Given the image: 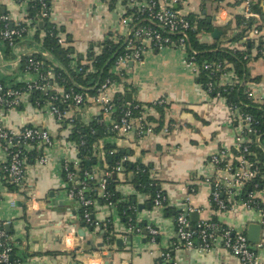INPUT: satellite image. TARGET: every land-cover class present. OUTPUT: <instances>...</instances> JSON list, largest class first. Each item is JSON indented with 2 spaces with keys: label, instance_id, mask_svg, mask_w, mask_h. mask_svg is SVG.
<instances>
[{
  "label": "crops",
  "instance_id": "1",
  "mask_svg": "<svg viewBox=\"0 0 264 264\" xmlns=\"http://www.w3.org/2000/svg\"><path fill=\"white\" fill-rule=\"evenodd\" d=\"M51 1L53 20L68 38L74 55L83 62L89 59L90 52L94 55L103 52L127 4V0ZM237 1L185 0L175 6L187 15L211 21L209 24L220 32L214 37V32L205 30L200 34L202 44L249 53L247 90L253 92L255 101L262 103L264 57L258 55V41L255 40L252 47L229 41L240 33L236 18L243 15L244 6L237 5ZM254 2L264 12V0H252V4ZM0 12L7 14L14 23L30 20L29 7L19 0H0ZM40 39L38 33L32 32L15 50L0 43L1 83L17 87L31 79L24 59L43 52ZM199 72V65L187 64L185 52L171 48L147 54L143 65L130 66L123 76L112 72L119 79H115L111 92L126 97L131 94V102L145 106L147 123L154 128V133L139 140L133 132L106 136L94 147L96 164H92V170L97 176L108 171L110 158L105 148L113 146L125 152L130 162L139 161L150 169L167 202L163 208L156 207L149 195L138 192L129 182L126 169L116 174L119 180L116 189L122 201L136 200V219L143 229L138 234L130 233L117 207L110 208L96 200L94 218L100 222L112 220L116 239L110 246L105 243L102 228H91L82 222L78 206L67 195L62 166L65 162L80 160L79 147L72 139L73 126L58 123L49 103H34L32 95L24 96L19 107L5 114L3 121L8 128L46 130L54 142L51 147L29 145L24 148L27 155L36 152L40 157L45 156L48 164H39L40 157L29 162L27 157L26 176L21 186L13 185L3 176L8 158L0 149V220L5 223L6 234L14 243L15 258L21 259L23 264H156L161 252L171 250L177 264H242L224 248L210 252L174 249L177 242L175 213L189 198L188 204L197 215L194 221H219L247 236L251 224H260L261 241L253 246L264 262V212L248 209L237 196L225 211L219 210L210 200L211 189L206 182L212 172L209 159L222 148L237 153L242 130L233 119L226 99L213 97L203 88ZM235 81L236 75L230 70L220 80V85ZM162 98L167 101L162 108L150 105ZM73 112L85 124L102 116L105 124L110 125L115 118L89 103L85 107L71 108L70 114ZM262 196L264 198V192ZM138 205L144 206L142 211ZM148 225L159 230L155 245L149 241ZM128 238H132L131 241ZM119 239L123 240L120 246L116 244ZM111 251V259L103 257Z\"/></svg>",
  "mask_w": 264,
  "mask_h": 264
},
{
  "label": "built area",
  "instance_id": "2",
  "mask_svg": "<svg viewBox=\"0 0 264 264\" xmlns=\"http://www.w3.org/2000/svg\"><path fill=\"white\" fill-rule=\"evenodd\" d=\"M19 1L28 6L29 9L31 8L30 4H33L37 14L35 18L30 17L29 21L14 23L7 14L0 12V43L5 44L11 50H15L18 43L26 39L32 32L38 33L43 42L46 32L39 26V23L48 21L53 24L55 31H57L58 43L64 48L69 47L68 38L52 18V10L47 0ZM184 1L127 0V4L117 20L116 27L108 38L117 46V51L112 57L115 59V63L112 66L111 75L115 71L118 75L123 76L129 70L131 63L143 65L147 54L169 48L185 52L188 65L197 64L196 52L192 50L190 43V34L196 31L200 19L175 9V5ZM241 2L244 6V19L248 22L253 19L256 20L250 32L251 37L258 42L264 41V29L259 28L262 26V22L259 14L252 9V0H242ZM198 39L201 42L200 35ZM259 52L264 53V43ZM71 58L74 60L73 67L75 68L90 65L93 62V59H87L85 62L79 63V58L74 54ZM24 67L31 75V79L23 83V87H9L0 82V149L5 152L8 158L5 172L13 185L21 186L26 176L27 156L23 149L29 145L51 147L54 143L52 136L46 130L34 127L13 130L4 124L5 114L19 107L23 97L26 95L33 96L34 92L52 95L49 101L50 111L60 124L67 122L73 126L75 114L74 112L72 115L70 114V109L73 107L69 105V111H63L59 107V104H65L72 100L75 108H80L84 103H89L101 109L106 115H114L115 118L110 125H106L104 119L97 120L101 125L105 124L117 134L126 135L133 132L135 138L139 140L154 133V128L147 123L146 108L141 103L127 102L125 107L118 109L115 102L116 93L111 92L115 84V79L112 76L95 85L92 95L75 94L74 90L65 92L56 83L57 70L61 67L48 52L43 51L40 55L28 56ZM225 69L226 66L223 63L204 64V70L210 71L214 75L220 74V80L228 75V72L224 71ZM82 70L81 67L78 69L79 72ZM88 72L96 73L97 70L90 66ZM235 83L236 81L231 84ZM205 90L211 95L214 84H208ZM246 94L249 98L254 99L251 90H247ZM217 97L220 95L218 94ZM152 104L165 106L167 101L162 98ZM230 110L233 119L242 130L241 137L238 138V155L222 148L210 157L209 164L212 172L206 178L211 189L210 200L219 210L225 211L229 208L231 200L237 196L248 209L264 212V198H262L264 187L256 182L260 176V167L251 159L255 144L262 146L261 136L258 129L253 127L254 119L252 116L242 113L237 106L231 107ZM248 134L254 135L255 138L248 137ZM109 155H116V150L110 151ZM129 162L128 156L121 157L115 168L112 171H105L102 176H97L92 169L86 168L81 160L63 164L62 169L67 182L68 198L76 203L87 226L95 228L111 226L113 228L111 219L100 222L94 218L93 205L96 202L94 195L106 201L108 207L114 208L111 202L112 194L108 190L109 180L113 175L125 172V167ZM38 163L47 165L48 159L41 156ZM150 179L155 180L152 174H150ZM248 185H253V189L251 188L249 192L245 193ZM1 200L2 195L0 194V202ZM187 200L189 202V198ZM166 202L165 195L158 194L154 199V205L159 208H163ZM188 202L175 217L177 242L174 249L210 252L216 248H224L236 256L242 264H264L258 256L256 248L248 240L246 233L228 227L219 221H194L192 214L196 211ZM133 211L137 212L135 207H133ZM134 224L130 219L129 232L141 233L143 228L138 225L137 219ZM146 230L150 243L157 244L159 230L152 225L146 226ZM106 244L110 246V238L106 239ZM14 248L12 239L6 234L5 223L0 220V264H23L21 259L14 257ZM156 264L177 263L174 261L171 250H169L161 252Z\"/></svg>",
  "mask_w": 264,
  "mask_h": 264
},
{
  "label": "trees",
  "instance_id": "3",
  "mask_svg": "<svg viewBox=\"0 0 264 264\" xmlns=\"http://www.w3.org/2000/svg\"><path fill=\"white\" fill-rule=\"evenodd\" d=\"M241 1L242 0L237 1L236 4H241ZM47 2L51 7L52 1L47 0ZM30 7V17L35 18L37 10L36 8H33V4H30ZM252 9L260 15L262 26H259V28L264 29L263 10L259 4H255V2L252 4ZM190 16L194 17L193 15ZM236 22L237 28L240 29V33L231 38L229 41L243 42V44H245L247 47H252L255 44L256 39L251 37L250 32L256 23V20L253 19L248 22L244 19L243 15H241L236 18ZM43 24L44 25L42 29L46 32V37L43 39L41 47L43 51L51 54L54 60L59 63L61 68L57 70L58 75L56 78V83H58L59 87H61L65 92L74 90L75 94L85 93L87 95H92L94 94V90H92L91 87L103 82L107 77L112 76L114 79H119V77H115L113 74L111 75V69L115 63V59L112 57L117 51V46L110 39L105 44V48L100 55H94L93 52H90L88 60L93 59V62L90 65L80 66L83 68V70L82 72H79L78 69L80 67H73L74 60L71 58V56L74 54L73 48L70 46L68 48H64L58 43L56 37L57 31H55L53 24H50L48 21H45ZM205 30L208 32H214L215 29L211 24L208 23L207 20H200L196 31L190 34L191 47L192 50L196 52V63L200 66L199 82L202 84L204 89L207 88L208 84L213 83L214 90L211 96L217 97L219 94L221 98L226 99V102L230 108L237 106L242 113L253 117V127L259 131L262 146L258 145L257 143L255 144L251 159L260 167V176H258L256 182L259 183L261 187H264V101L262 103H258L255 101V99L249 98L246 94L248 89L247 84L249 83L247 64L250 60V55L248 52L240 53L233 49H218L216 45L210 46L202 44L199 41L198 36ZM37 41L39 42V38ZM263 43L264 41L262 40L258 42V50L261 48ZM258 55L260 57H264L260 52ZM247 56L248 58L246 59ZM78 58V62L81 63V58L79 56ZM25 60L26 59H24V64ZM205 63H223V65L226 66V69L224 70L225 72L230 70L234 71L236 75V83L225 86L220 85V74L214 75L210 71L204 70ZM90 66H93L97 72L87 73ZM2 83L4 84V82ZM17 87H23V85H18ZM51 97L52 95L50 93L45 95L41 92H34L33 101L34 103L38 104H41L42 102L49 103ZM115 102L118 109H121L127 105L128 100L124 94H117ZM87 104L88 103H84L80 107H85ZM69 105L73 108L76 107L72 100L65 104H59V107L63 111H69ZM150 105L153 107L158 106L159 108L163 107L160 105ZM100 118L103 119L102 116L98 117V119ZM111 135H117V133L111 131L110 128L105 124L101 125L98 120H94L89 124H85L80 118H78L77 114H75L72 129V139L79 147L80 160L89 170L92 169V164L96 162L93 158L95 145L106 136ZM248 137L253 139L255 138V136L251 134H248ZM82 142H84V144H82ZM112 150H115V148L110 145H107L105 148L106 154L110 158L109 171H112L115 168L117 161L121 157L127 156V154L121 150H116V155L110 156L109 152ZM235 154L238 155V152H235ZM26 156L28 157L29 162L37 160V158L40 157L36 152L30 153L29 155L26 154ZM125 169L128 174L129 182L135 185L138 192L149 195L153 205L154 199L158 194H161L162 196L165 195L158 186L157 181L150 179V169L141 162H129ZM2 174L5 178H8V174L4 170L2 171ZM109 181L110 183L108 185V190L112 194L111 202L113 203L114 207L119 209V212L127 226H129L130 219H132V223L134 224L136 220V213L133 211V207H136V204L133 203L132 198L127 199L126 202H124L125 200L122 201L123 198L116 189L117 185L119 184L117 175H113ZM251 188L253 189V185H248L245 189V193L249 192ZM94 199L98 200L104 205H107V202L102 198H99L97 195H94ZM179 211L180 210L176 211L175 217L178 215ZM80 216L82 222L85 223L82 212H80ZM89 227L95 228L93 226ZM101 228L105 231V243L106 239L110 238L109 245H114L116 239L114 229L111 228V226H102Z\"/></svg>",
  "mask_w": 264,
  "mask_h": 264
},
{
  "label": "water",
  "instance_id": "4",
  "mask_svg": "<svg viewBox=\"0 0 264 264\" xmlns=\"http://www.w3.org/2000/svg\"><path fill=\"white\" fill-rule=\"evenodd\" d=\"M175 9H178L177 6H175ZM211 21H209L210 23ZM39 26L41 28H43V23L40 22L39 23ZM220 32L218 30H215L214 33H213V36L215 37L216 34H219ZM134 64L131 63L130 66L132 67ZM127 100L128 102L131 103L132 101V95L131 94H127ZM96 164V162L94 163ZM133 203H136V200H133ZM139 207V210L144 208L143 205H138ZM197 215L196 214H192V219L194 217H196ZM261 230H262V226L258 223H253L249 226V229H248V240L252 243V244H258L260 241H261ZM146 233V232H145ZM84 237V236H83ZM132 238H128V241H131ZM123 243V240L119 239L116 241V244L118 246H120V244ZM104 246V244H102ZM106 259H111L112 258V251L107 255L105 256ZM107 264H113L111 262H108Z\"/></svg>",
  "mask_w": 264,
  "mask_h": 264
}]
</instances>
